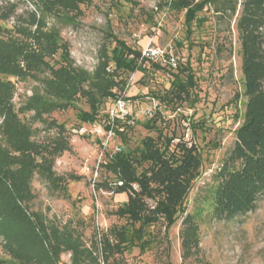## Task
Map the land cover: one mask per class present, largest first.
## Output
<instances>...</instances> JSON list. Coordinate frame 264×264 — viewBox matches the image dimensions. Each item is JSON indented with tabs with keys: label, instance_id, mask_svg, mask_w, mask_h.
<instances>
[{
	"label": "rangeland",
	"instance_id": "1",
	"mask_svg": "<svg viewBox=\"0 0 264 264\" xmlns=\"http://www.w3.org/2000/svg\"><path fill=\"white\" fill-rule=\"evenodd\" d=\"M8 2L15 3L17 13L24 16L36 9L35 0H0L1 4ZM172 4V0H83L82 14L74 22L47 17L48 24L59 29L63 41L69 44L72 63L89 72L98 67L104 47L111 55L115 38L142 54L148 48H160L165 59H139L142 71L122 74L125 88L120 92L125 94L128 115L120 122L110 118L113 100L103 104L93 123L80 118L90 110L84 98L67 109L44 115V120H36L34 112L20 115L32 125L38 142L48 143L62 135L58 127L49 124L54 120L64 125L63 136L70 144L69 150L56 156L54 164L56 174L66 178L67 195L50 188L47 180L35 173L30 210L43 213L60 227L70 225L88 247L103 235H113L115 229L125 230V249L111 256L107 264H264V197L256 210L231 221L215 220L211 214L216 173L235 143L236 129L246 110L236 30L238 12L218 13L216 4L209 3L188 23L186 10ZM0 25L3 38L19 36L15 17ZM171 58L176 66L169 63ZM177 74L184 81L192 75L194 85L189 88V98L173 104L172 82ZM12 80L16 88L13 102L19 109L40 82L31 78ZM154 118L157 125L148 128ZM160 133H173L174 144L196 145L201 163L178 220L168 225L161 218L140 231L139 222L132 223L118 214L128 196L115 192L117 178L106 163L121 150L137 156L143 140ZM147 167L144 163L138 170ZM147 202L151 207L155 205L153 199ZM187 214L199 224V241L195 246L191 244V249L183 244ZM4 244L0 237V264H17ZM71 256V252H64L61 262L71 264Z\"/></svg>",
	"mask_w": 264,
	"mask_h": 264
},
{
	"label": "trees",
	"instance_id": "2",
	"mask_svg": "<svg viewBox=\"0 0 264 264\" xmlns=\"http://www.w3.org/2000/svg\"><path fill=\"white\" fill-rule=\"evenodd\" d=\"M35 1L36 9L28 11L27 16L17 13L15 3H0V22L15 17L19 34L3 38L0 33V118H3L0 123V237L17 264H63L64 252H71V264H107L111 256L125 249L128 242L125 230L115 229L113 235H103L88 247L70 225L60 227L48 221L43 213L30 210L29 204L35 197L32 190L35 173L47 180L50 188L67 195L66 178L56 174L54 164L56 156L69 150L70 144L63 136L64 125L54 120L49 124L58 127L62 135L48 143L38 142L32 125L20 115L34 112L36 120H44V115L67 109L84 98L90 110L80 118L82 122L93 123L103 104L115 101L123 93L120 92L125 88L122 74L142 71L139 59L147 58L115 38L111 55L104 47L94 72L75 66L69 44L63 41L59 29L48 24L47 17L53 15L74 22L82 14L83 0ZM172 3L173 7L186 10L188 23L209 3L216 4L218 13L238 12L236 30L246 110L243 122L236 129L235 143L216 173L217 185L211 204L215 220L231 221L256 210L264 197V0L240 3L238 0H172ZM59 52L61 55L57 58ZM155 66L161 68L160 64ZM41 74L44 75L41 77ZM12 78L40 82L39 88L33 90L19 109L13 102L16 88ZM193 81L192 75L186 81L176 75L172 82L173 104L190 97ZM156 125L157 118H154L147 127ZM175 139L173 133L148 136L137 156L121 150L106 163L117 178L115 192L128 196L118 214L132 223L139 222L140 231L161 218L168 225L178 220L192 177L201 163L196 145L174 144ZM144 163L148 167L139 172L138 167ZM148 199L155 201L153 207L149 206ZM183 224V244L187 248L197 245L199 224L195 217L187 214Z\"/></svg>",
	"mask_w": 264,
	"mask_h": 264
},
{
	"label": "built area",
	"instance_id": "3",
	"mask_svg": "<svg viewBox=\"0 0 264 264\" xmlns=\"http://www.w3.org/2000/svg\"><path fill=\"white\" fill-rule=\"evenodd\" d=\"M143 57H147L148 59H165L164 51L160 48H148L143 54ZM169 63L173 66H176V61L174 58H171L169 60ZM125 94L122 93L118 98L115 100L114 108L110 112V118L113 121L121 120L125 116L128 115V107H127V101L124 96ZM82 132H85V129H82ZM119 185H122V182H118ZM135 187V186H134ZM139 187V186H138ZM138 187H135V189H138Z\"/></svg>",
	"mask_w": 264,
	"mask_h": 264
}]
</instances>
